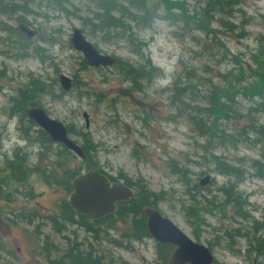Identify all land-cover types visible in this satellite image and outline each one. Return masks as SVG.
I'll use <instances>...</instances> for the list:
<instances>
[{
  "label": "rangeland",
  "instance_id": "rangeland-1",
  "mask_svg": "<svg viewBox=\"0 0 264 264\" xmlns=\"http://www.w3.org/2000/svg\"><path fill=\"white\" fill-rule=\"evenodd\" d=\"M178 1L187 15L198 13L197 18H202L203 0ZM240 1L231 15L218 13L208 25L201 22L203 30L196 22L180 21V10L157 7L168 21L159 18L151 29L140 32L146 43L142 56L132 54L123 41L105 43L83 33L102 54L133 66L150 60L159 74L137 89L116 66H84L83 56L71 46L73 29L82 30L79 16H91L89 9L93 7L88 0H69L65 4L67 13L47 6L45 1L3 0L12 7L26 4L32 12L0 14V264H52L70 246L81 252L93 248L101 264H162L156 242L151 238H128L132 230L127 224L101 225L97 241L96 234L87 231L91 229L89 222L86 228L65 224L66 228L57 232L50 218L62 216L61 206L68 203L69 193L44 185L37 174L24 184L12 182L9 188L3 187V177L9 175L3 164L5 155L11 157L21 148L30 163L37 159L36 135L33 128L29 136L21 130L24 126L17 109L24 98H32L23 96L30 84L33 88L45 86L47 92L39 107L50 118L88 135L94 146L92 163L111 178L128 180L145 186L153 195H161V213L190 239L207 246L215 264H264V258L256 253V239L264 237V178L250 168L252 161L261 160L263 148L250 135V123L245 119L220 122L219 129L225 135L226 130L233 136L244 135L233 137L240 141L228 146L211 138L216 131L211 118L203 114L200 126L212 136H200L182 113V106L171 104L174 80L184 72L194 74L193 105L200 104L201 108L209 106L213 86L226 90L228 82L238 89L252 85L255 79H264L262 57H254L263 51L259 46L264 43V0ZM169 13L176 20H169ZM20 25L34 35L27 38ZM61 74L72 80L74 87L68 92L60 88ZM34 95L36 99L40 97L37 91ZM239 102L243 110L254 107L250 99ZM25 107L30 106L26 103ZM83 113L87 114V127ZM259 120L264 123V116ZM24 125L28 127L25 122ZM245 137L246 143L241 141ZM72 138L81 143V139ZM212 155L244 172L238 190L247 197L250 220L242 219L232 206L221 203L219 190L227 179L216 171ZM47 162L41 160L39 165ZM69 168L85 171L78 158L67 164ZM183 175L190 185L198 186L200 179L210 176V182L200 186L198 192L207 199L215 196L212 205L199 204V195L191 201L186 195L191 186H184ZM16 189L30 195L24 198L13 193L5 198L8 191ZM202 206L209 213L196 210ZM33 210L40 217L29 222ZM254 223L262 229L260 233H254Z\"/></svg>",
  "mask_w": 264,
  "mask_h": 264
},
{
  "label": "trees",
  "instance_id": "trees-1",
  "mask_svg": "<svg viewBox=\"0 0 264 264\" xmlns=\"http://www.w3.org/2000/svg\"><path fill=\"white\" fill-rule=\"evenodd\" d=\"M45 1L47 6L52 7L55 10H60L67 13L68 10L65 7L66 3H69V0H40ZM204 8L201 13L202 18H197L198 13H195L193 16L187 15L182 4L178 0H88V3L93 8L89 9L91 16H79V19L82 21V31L88 37L94 38V40L102 41L105 43H116L118 41H123L129 47L130 52L134 55L142 56L144 54V48L146 43L143 41L142 37L139 35L140 32L149 30L154 26V23L157 19L164 18V13H159L157 7H163L166 11L170 9L180 10L182 13H178L180 21L184 22H196V25L203 30L202 23L208 25L213 17L222 13L224 15H231L233 13V7L239 6L240 0H203ZM157 2V3H156ZM71 4V2H70ZM164 11V10H163ZM29 6L26 4H21L18 6L16 4H4L3 0H0V14L11 15L14 13H23L25 15L30 14ZM172 13H169V20H176ZM219 22L222 23L221 18ZM226 25V23H225ZM264 27V21H263ZM264 40V37L262 38ZM96 46V44H94ZM259 48L263 51L255 55L254 57L259 59L264 63V43L260 44ZM116 67L123 72L125 77L133 84L134 88L139 89L142 83H149L155 73H158L156 67L152 66L150 60H146L145 63L133 66L128 62H122L119 59H116ZM83 65L86 66V62H83ZM177 75L174 80V95L172 97L171 104L181 105L182 113H184L192 124L198 129L200 136H206L210 138L211 133L206 130L201 129L202 117L203 114L206 117L211 118V126H213L215 135L211 138L219 141L220 144L224 143L228 146L240 141V139L234 140L233 137H244L243 134L239 136H233L228 134L226 130V135L219 129L221 126L220 122L225 121L228 124L231 120L239 121L240 119H245L250 123V135H252L257 143H260L263 148V154L261 160H254L251 162V169L255 170L256 175L264 178V123L259 122L261 116H264V79H255L250 86L238 87L236 89L234 86L226 83V90H222L221 87L217 88L212 87V92L209 95V100L207 101L209 106L207 108H201L200 104L198 106L195 104V98H193L194 92V74L192 72H184ZM240 79H242V74H239ZM30 89L23 96H30L32 98H24L20 106L17 107L20 124L24 126L21 129L27 136H29V130H34V133L37 138V143L39 146L37 159L34 163H30V159L27 158L28 154L24 152L21 148H18L16 152L12 153V156H4L3 164H5V170L9 171V175H5L4 186L10 185L12 182L16 184H24L32 175L38 176V179L46 186H49L53 189L62 190L65 193L71 192V182L78 176L81 172H78L74 168L67 169V164L75 160V156L64 148L61 144H54L51 142L48 135L41 129L27 119L25 115V104L28 103L29 106L39 107L41 105V97L47 92L45 86H38L33 88V84H30ZM72 87L73 83H72ZM250 87V88H249ZM249 88V89H248ZM62 90V89H61ZM34 91H37L40 95L38 99L34 95ZM63 91V90H62ZM64 94V92H61ZM255 96L261 100H258ZM35 98V99H34ZM240 99H250L254 103V107L243 110V106L240 104ZM202 97L199 100L201 103ZM196 107L198 111H196ZM196 114L194 116L193 114ZM199 117V121L197 119ZM24 122L28 125H24ZM68 134L71 137H77L81 139L80 146L86 155V160L81 161L86 170L95 169L101 173L100 168L96 164L92 163V153L94 152V146L88 138V135L84 132H75L71 126H66ZM244 132V130H243ZM226 137H225V136ZM28 138V137H26ZM248 138H242L241 141L246 143ZM224 140L225 142H220ZM1 145V144H0ZM44 157V158H43ZM223 158V157H222ZM47 159V163H43L42 166L39 165V161ZM213 161H215L216 171L226 177V183L220 188L219 193L222 195V202L224 205L232 206L236 211V214L242 219L248 221L250 220L249 211L247 210L248 202L247 197L243 195L242 192L238 190V186L243 179V173L238 168H233L230 165L224 163L219 157L212 155ZM2 170L0 169V172ZM105 174V173H104ZM245 174H248L246 171ZM107 175V174H106ZM202 175V173H201ZM108 176V175H107ZM109 177V176H108ZM2 178V179H3ZM110 180L112 179L109 177ZM182 183L184 186H191V191L187 192L186 195L190 196L191 201H195L196 197L200 194V186L197 184L190 185L189 180H185V175H183ZM125 184L134 190V197L130 199L128 203H124L121 206H118L117 212L114 216H106L98 222H95L97 226L101 225H113L116 221L125 222L127 215H131L132 231L130 235H127L128 238H134L136 240H141L144 238H149L146 226H145V217L142 214V206H150L158 208L159 203L163 199L161 195H153L145 186L139 184H133L128 180H125ZM2 188V186L0 187ZM9 188V186H8ZM14 194H20L24 198L28 197L30 194L28 192H19L18 189L14 190L12 193L7 192L5 198ZM1 194V190H0ZM202 197V202L199 204L212 205L214 202L215 196H212L210 199H207L204 196ZM203 208H198L196 210L202 211L203 213H209V211ZM62 216L50 218L52 221V227L56 229L57 232H61L66 228V225H72L75 221L77 215L71 209L69 203H63L61 206ZM33 217H40V215L35 213V210L30 212L28 221L31 222ZM79 218V225L86 228V225L82 220L84 218ZM58 219H61L58 221ZM66 224V225H65ZM254 233H260L261 228L256 226V223L252 225ZM258 241V242H257ZM257 248L256 253L259 256L264 258V237L257 238ZM157 249V255L162 264H166L168 254L171 247L161 244L155 245ZM52 264H101V258L93 255L90 252H81L75 248H70L66 251L61 258L50 262Z\"/></svg>",
  "mask_w": 264,
  "mask_h": 264
},
{
  "label": "water",
  "instance_id": "water-1",
  "mask_svg": "<svg viewBox=\"0 0 264 264\" xmlns=\"http://www.w3.org/2000/svg\"><path fill=\"white\" fill-rule=\"evenodd\" d=\"M20 31L31 38L34 35L25 26L20 25ZM70 44L81 53L87 66L90 68H107L116 65V58L102 54L90 42L80 28H74L70 36ZM58 82L64 92L72 89V80L61 74ZM27 119L43 130L51 142L61 144L81 161L86 155L81 146L68 134L66 125L50 118L41 107L30 106L25 110ZM87 123V114L83 113ZM210 182V176L205 175L199 180V186L204 187ZM134 197V191L123 182H112L110 178L95 169L81 172L71 182V192L68 203L71 209L79 216L100 220L116 213V204L127 202ZM145 217L146 231L157 244L173 247L166 264H215L212 251L205 245L188 237L158 208L142 206Z\"/></svg>",
  "mask_w": 264,
  "mask_h": 264
},
{
  "label": "flooded vegetation",
  "instance_id": "flooded-vegetation-1",
  "mask_svg": "<svg viewBox=\"0 0 264 264\" xmlns=\"http://www.w3.org/2000/svg\"><path fill=\"white\" fill-rule=\"evenodd\" d=\"M111 181L112 182H123L124 184H125V181H123L122 179H118V178H112L111 179ZM126 185V184H125ZM127 186V185H126ZM132 189V188H131ZM133 190V189H132ZM134 191V190H133ZM130 201V200H129ZM129 201H127V202H121V203H117L116 204V209L118 208V206H121V205H123L124 203H128ZM116 212H117V210H116ZM76 214V213H75ZM77 215V214H76ZM115 215V214H114ZM114 215H111V216H114ZM131 215H132V213H129L127 216V219L125 220V222H122V221H116V222H120V223H123V224H127L128 225V229L129 230H131L132 229V226H130L129 224L131 223ZM77 217H82V218H84V220H82V222H84V224L87 226V223L89 222L90 223V226H88V227H90L91 229L90 230H87L89 233H94V234H96V236H95V240L97 241V236H98V233L100 232L99 230L101 229L99 226H97V224H95V222H98V221H100V220H94V219H91V218H89V217H83V216H79V215H77ZM76 217V219H75V221H73V224L74 223H76V224H79V218H77ZM105 218V217H104ZM103 219V218H102ZM115 222V223H116ZM114 223V224H115ZM80 228H82V226H79ZM85 228V227H84ZM157 244V243H156ZM75 245V244H74ZM162 245V244H161ZM166 246H170V245H166ZM171 247V249H170V252L172 251V249H173V247L172 246H170ZM70 248H73L72 246H70L69 248H68V250L70 249ZM90 251L93 253V255H96V253H95V251H94V249L93 248H91L90 249ZM89 251V252H90ZM82 252H86V251H82ZM169 252V253H170ZM169 255V254H168ZM254 261H256V260H254ZM253 261V262H254ZM255 263V262H254Z\"/></svg>",
  "mask_w": 264,
  "mask_h": 264
}]
</instances>
